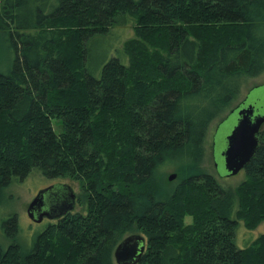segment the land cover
<instances>
[{"label":"trees","instance_id":"16d2710c","mask_svg":"<svg viewBox=\"0 0 264 264\" xmlns=\"http://www.w3.org/2000/svg\"><path fill=\"white\" fill-rule=\"evenodd\" d=\"M119 22L134 32L121 43ZM0 31L14 55L0 69V205L38 171L78 182L84 207L29 250L0 245V264H117L132 236L137 264H264V233L236 241L241 222H264V125L239 186L201 168L213 122L264 74V0H0Z\"/></svg>","mask_w":264,"mask_h":264},{"label":"rangeland","instance_id":"374dc122","mask_svg":"<svg viewBox=\"0 0 264 264\" xmlns=\"http://www.w3.org/2000/svg\"><path fill=\"white\" fill-rule=\"evenodd\" d=\"M121 34L120 43L124 41L128 36L133 35V22H126L125 24L120 22L111 30L112 37ZM116 46V42L113 43ZM108 53L110 50V40H102L100 43H96L94 47V53L98 56L101 53ZM14 60V55L12 51L8 48L7 43L3 39V33L0 31V69L6 71L12 65ZM264 86V74L255 77L245 79L243 82L241 93L235 97L230 105L227 106L226 111L222 116L213 122L211 125L208 136L206 139V157L201 165V168L205 173L214 176L219 183L225 188H236L239 186L245 179V171H241L236 176H229L225 170V161L223 157V152L226 148V138L231 133L232 129L238 122V114L231 113L236 110L240 105H242L247 98L252 99L251 92L255 89L258 92L259 87ZM264 90V88L262 89ZM264 101V100H263ZM247 103V102H246ZM262 112H264V102L262 104ZM231 115V116H230ZM230 117V118H229ZM229 118L227 123L224 125L225 121ZM224 125L222 129L221 138L218 134V131ZM218 136V137H217ZM221 142V143H220ZM163 179L166 181V185L175 187L181 179L178 176L177 171H174L170 168H165ZM176 174L177 177L173 181H170V176ZM61 182L70 185L74 192L80 197H82L81 185L78 182L63 179ZM169 186V187H170ZM53 190H59V186L56 181L46 179L40 172L33 171L28 177H26L21 182H15L5 190V195L0 205V245L8 247L12 240L17 238L18 242L26 248V250L31 249L32 244L36 236L44 231V229L50 223H57V218H54L57 215L56 211L50 209V204L47 203L44 211H47L50 216L47 219H44L41 223H34L29 215L28 208L30 204L35 200L39 191L45 188H52ZM50 191L49 195L56 193ZM84 212V207L80 203L77 204L74 213ZM16 216L18 219V228L11 230L9 233L3 228V222ZM188 222H191V218H187ZM264 233V222L255 230L251 231L247 229L243 222L239 225L236 232V241L237 245L240 248L251 244L255 241L260 235ZM124 241V240H123ZM126 261V262H125ZM128 260H124V263L127 264Z\"/></svg>","mask_w":264,"mask_h":264},{"label":"water","instance_id":"95a60500","mask_svg":"<svg viewBox=\"0 0 264 264\" xmlns=\"http://www.w3.org/2000/svg\"><path fill=\"white\" fill-rule=\"evenodd\" d=\"M263 88H259L261 90H258V92H256L257 89H255L253 93L251 92L252 99L247 98L248 100H246V101H251L249 102L250 104H246V106L242 104L231 113V115L237 113L239 118L237 124L226 138L227 144L223 152V157L225 161V170L227 172V175L229 176H236L241 171L245 170L246 167L254 158L256 151L258 149L259 146L258 135L260 133L261 128L264 125V112L261 111L262 104L264 101L260 100L261 101L260 102L257 98L256 93H258V95L263 94L264 93V90H262ZM226 123H224V125ZM224 125L218 131V134L220 135L219 138H221L222 129L224 128ZM176 177L177 175L173 174L170 176L169 179L170 181H173L174 179H176ZM52 190L53 187L47 190L40 191L37 197L35 198V200L30 204L28 208V215L32 221H35L36 223H41L44 220V218L46 217L48 218L50 216L48 212L44 211L46 205L44 203V199L42 195L45 191H49L50 193V191ZM59 190H53V191L58 193ZM66 191L70 193L69 189ZM52 211H56V210H52ZM68 211H70V209H68ZM58 213L59 212H57V215L51 219H55L63 215V214L59 215ZM140 244L142 245V247L140 248V250H136L139 248ZM144 252H145L144 238L141 236H132L125 239V241L118 246L115 252V258L119 264H126L124 263V260H128V259H135V262L132 264H137L141 260Z\"/></svg>","mask_w":264,"mask_h":264},{"label":"flooded vegetation","instance_id":"af4514ba","mask_svg":"<svg viewBox=\"0 0 264 264\" xmlns=\"http://www.w3.org/2000/svg\"><path fill=\"white\" fill-rule=\"evenodd\" d=\"M257 98H258L259 101L260 100L263 101L264 100V93L260 94V95L257 94ZM249 102H251V101H246L245 100V102H243L242 104L244 106H246V104H250ZM57 185L60 187V190H59L58 193H52V194L49 195V191H45L43 193L42 197L44 199L45 205H47V203L50 204V209L51 210H56L57 212H59L58 213L59 215L63 214L62 216L57 218V220H59V219L63 218L64 216H66L67 214L74 213V211L76 209V206L79 203V198H78V195L74 192L73 188L70 185L65 184L64 182H58ZM47 189H49V188H45L43 190H47ZM65 189L66 190L69 189L70 193H68ZM68 209H70V211H68ZM66 211H68V212H66ZM33 222L36 223L35 221H33ZM141 247H142V245L140 244L139 248L136 249V250H140ZM145 249H146V243H145ZM115 261H116L117 264H119L117 262L116 258H115ZM134 262H135V259H128L127 264H132Z\"/></svg>","mask_w":264,"mask_h":264},{"label":"bare ground","instance_id":"6f19581e","mask_svg":"<svg viewBox=\"0 0 264 264\" xmlns=\"http://www.w3.org/2000/svg\"><path fill=\"white\" fill-rule=\"evenodd\" d=\"M44 219H47V217H46V218H44ZM50 220H52V219H50ZM42 222H43V221H42ZM124 241H125V240H124ZM124 241H122V242H121V244H122Z\"/></svg>","mask_w":264,"mask_h":264}]
</instances>
